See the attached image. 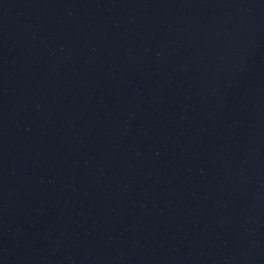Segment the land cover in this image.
I'll use <instances>...</instances> for the list:
<instances>
[{"label":"water","instance_id":"95a60500","mask_svg":"<svg viewBox=\"0 0 264 264\" xmlns=\"http://www.w3.org/2000/svg\"><path fill=\"white\" fill-rule=\"evenodd\" d=\"M0 264H264V0H0Z\"/></svg>","mask_w":264,"mask_h":264}]
</instances>
